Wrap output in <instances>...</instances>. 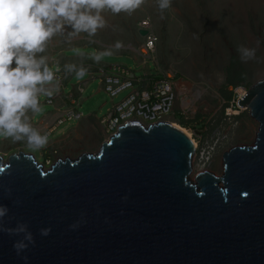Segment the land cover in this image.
<instances>
[{
  "label": "water",
  "instance_id": "obj_1",
  "mask_svg": "<svg viewBox=\"0 0 264 264\" xmlns=\"http://www.w3.org/2000/svg\"><path fill=\"white\" fill-rule=\"evenodd\" d=\"M236 106L259 131L224 152L221 176L193 172V139L169 120H131L99 151L48 168L0 154V264H264V78ZM18 222L35 241L19 255L20 237L2 230Z\"/></svg>",
  "mask_w": 264,
  "mask_h": 264
},
{
  "label": "rangeland",
  "instance_id": "obj_2",
  "mask_svg": "<svg viewBox=\"0 0 264 264\" xmlns=\"http://www.w3.org/2000/svg\"><path fill=\"white\" fill-rule=\"evenodd\" d=\"M103 14L107 26L94 37L81 34L71 44L62 37H54L47 54L59 60L63 54H77L76 49L79 53H92L111 48L113 54L102 62L126 65L137 76L145 72L148 81L158 77L175 81L183 94L169 121L187 130L198 143L192 160L193 172L209 170L223 175L224 152L238 145H254L259 131V122L248 107L232 105L241 91L248 92L264 78V0H172L170 8L163 12L155 0H144L131 13ZM143 22H149L158 37L154 51L144 47V36L140 34ZM117 41L119 49L112 47ZM240 46L256 48V58L241 60L237 50ZM218 73L223 74V80L218 79ZM86 78L87 75L73 78L67 91ZM98 84L95 81L82 91L85 100L81 107L85 112L92 107L101 117L107 115L111 99L103 92L91 97ZM62 131L60 127L54 136ZM100 148L101 144L93 152ZM202 152L209 153V162L202 159ZM36 158L44 162L41 155Z\"/></svg>",
  "mask_w": 264,
  "mask_h": 264
},
{
  "label": "clouds",
  "instance_id": "obj_3",
  "mask_svg": "<svg viewBox=\"0 0 264 264\" xmlns=\"http://www.w3.org/2000/svg\"><path fill=\"white\" fill-rule=\"evenodd\" d=\"M144 0H0V137L24 141L34 150L48 143V134L31 123V116L41 111V98L59 94L62 79L74 75L83 78L88 72L84 63H64L48 55L49 42L62 37L71 44L85 34L94 37L99 29L107 26L105 11L112 14L135 11ZM161 12L170 8L172 0H155ZM115 30V27L113 28ZM259 43V42H257ZM117 41L112 47L119 49ZM243 61L256 58V48L240 46ZM77 54L79 49H76ZM112 49L95 51L88 59L100 63L112 55ZM63 73L58 76L57 73ZM223 80V74L218 73ZM127 197H125L126 199ZM10 209L0 204V219ZM80 221L70 227L76 228ZM3 231L19 236L13 243L17 254L23 253L34 236L25 222L14 227L3 226ZM48 235L50 227L40 229ZM23 259L27 262L28 257Z\"/></svg>",
  "mask_w": 264,
  "mask_h": 264
},
{
  "label": "crops",
  "instance_id": "obj_4",
  "mask_svg": "<svg viewBox=\"0 0 264 264\" xmlns=\"http://www.w3.org/2000/svg\"><path fill=\"white\" fill-rule=\"evenodd\" d=\"M90 52H81L80 54L68 55L63 54L59 58V64L62 66L64 63H84L88 66L87 78L85 80H78L76 84L71 85V89L67 91L69 82L75 78L74 75H69L62 79V87L59 94L52 98H41V111L35 115L30 114L31 123L34 127L46 132L48 134V143L40 149L34 150L27 145L24 141H13L11 138H0V154L9 156L16 151H25L34 154L41 155L44 158L43 164L49 167L58 158L71 157L76 158L83 152H93V148L102 144L105 138L108 137L106 127L102 123L104 116L99 115L96 109L90 107L85 112L81 105L85 100L82 98V91L91 86L92 83L98 81V87L91 95L94 97L98 93H105L103 85L98 78H92L91 73L96 72L99 68L110 65L108 63L100 62L94 63L91 59H88ZM58 76H63V73H57ZM146 73H142L140 76L146 78ZM151 81V80H150ZM176 84L175 81H173ZM115 101V100H114ZM111 100V105L107 107V111L111 110L114 102ZM105 104L101 105L104 107ZM176 109V108H175ZM83 113L80 119L71 118L65 119L63 123H57L58 120L65 118L71 113ZM107 113V114H108ZM60 127L63 131L60 135L54 136ZM50 161L49 164L47 162Z\"/></svg>",
  "mask_w": 264,
  "mask_h": 264
},
{
  "label": "built area",
  "instance_id": "obj_5",
  "mask_svg": "<svg viewBox=\"0 0 264 264\" xmlns=\"http://www.w3.org/2000/svg\"><path fill=\"white\" fill-rule=\"evenodd\" d=\"M149 25V22H143L140 28L148 30V34L144 36V47L148 51H154L158 37L151 31ZM97 74L104 92L111 100L114 101L123 93H127L118 102H113L111 110L102 119L109 137L115 134L121 125L131 120H140L145 124L169 120V117L175 113L179 97L183 94L171 79L161 77L148 81L147 78L137 76L134 70L122 64L103 66L91 73L92 78ZM243 96L240 94L237 100ZM232 106L235 107L236 104ZM82 116L81 112L71 113L57 123L61 124L65 119H80ZM210 158L209 153L205 155V152H202L205 163L209 162ZM49 163L50 161L47 162Z\"/></svg>",
  "mask_w": 264,
  "mask_h": 264
},
{
  "label": "bare ground",
  "instance_id": "obj_6",
  "mask_svg": "<svg viewBox=\"0 0 264 264\" xmlns=\"http://www.w3.org/2000/svg\"><path fill=\"white\" fill-rule=\"evenodd\" d=\"M241 96H243V95H245L246 94V92L245 91H241ZM172 124H174L176 127H178V128H181L177 123H175V122H171ZM183 129V128H182ZM185 132H187L188 133V135L189 136H191V138H192V135L187 131V130H185V129H183ZM193 142H194V145H195V148H197V146H198V143L196 142V140L195 139H193Z\"/></svg>",
  "mask_w": 264,
  "mask_h": 264
},
{
  "label": "trees",
  "instance_id": "obj_7",
  "mask_svg": "<svg viewBox=\"0 0 264 264\" xmlns=\"http://www.w3.org/2000/svg\"><path fill=\"white\" fill-rule=\"evenodd\" d=\"M158 78H161V77H158ZM180 115V121H181V123L184 125V126H186V122L183 120V116L181 115V114H179Z\"/></svg>",
  "mask_w": 264,
  "mask_h": 264
}]
</instances>
